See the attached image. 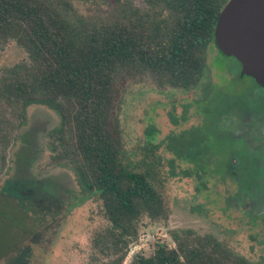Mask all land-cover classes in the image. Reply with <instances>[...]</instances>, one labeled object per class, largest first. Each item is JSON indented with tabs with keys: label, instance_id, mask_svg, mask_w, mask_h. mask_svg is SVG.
<instances>
[{
	"label": "trees",
	"instance_id": "trees-1",
	"mask_svg": "<svg viewBox=\"0 0 264 264\" xmlns=\"http://www.w3.org/2000/svg\"><path fill=\"white\" fill-rule=\"evenodd\" d=\"M142 1L138 6L112 0L105 13L85 16L69 0H0V47L14 41L27 54L0 73V169L26 121L27 107L39 104L54 111L59 121L49 132L52 162L73 170L79 196L99 198L110 224L95 238L106 259L100 264H122L137 237L139 218L158 219L167 211L156 145L141 148L142 156L135 162L124 147L118 115L126 84L149 77L158 87L197 86L207 48L219 52L214 26L229 0ZM242 155L234 145L227 163L230 179L233 160L239 162ZM246 155L252 160L246 153L243 158ZM196 175L203 184L201 179L214 173L205 168ZM262 188L244 186L234 199V206L250 221L264 219V213L247 211L241 198L251 199ZM10 208L18 213L12 204ZM15 234L13 230L12 238ZM170 235L173 247L157 243L151 255L136 254L128 264H264L234 252L210 234L173 229ZM14 248L1 237L0 259Z\"/></svg>",
	"mask_w": 264,
	"mask_h": 264
},
{
	"label": "rangeland",
	"instance_id": "rangeland-1",
	"mask_svg": "<svg viewBox=\"0 0 264 264\" xmlns=\"http://www.w3.org/2000/svg\"><path fill=\"white\" fill-rule=\"evenodd\" d=\"M69 1L78 13L94 16L105 13L112 0ZM130 1L144 5L142 0ZM26 58L10 41L0 47V73ZM238 72L234 58L210 46L195 87H158L149 77L127 82L118 115L124 147L135 162L141 148L156 145L167 211L158 219L139 218L137 237L122 264L136 254L151 255L157 243L173 247V229L210 234L251 261L264 262V219L250 221L234 206L244 186L264 185V93L252 79H238ZM26 114L0 169V238L15 244L0 264L102 263L106 259L95 238L110 225L102 201L80 197L73 170L52 162L49 132L58 124V115L39 104L28 106ZM234 145L243 155L239 162L233 160L230 179L227 163ZM245 153L252 160L243 158ZM205 168L214 175L200 184L196 174ZM241 201H246L247 211L264 213V188L251 199L243 195ZM13 230L17 237L12 238ZM6 246L1 247L3 253Z\"/></svg>",
	"mask_w": 264,
	"mask_h": 264
},
{
	"label": "water",
	"instance_id": "water-1",
	"mask_svg": "<svg viewBox=\"0 0 264 264\" xmlns=\"http://www.w3.org/2000/svg\"><path fill=\"white\" fill-rule=\"evenodd\" d=\"M214 43L238 61L239 77L264 87V0H229L216 19Z\"/></svg>",
	"mask_w": 264,
	"mask_h": 264
},
{
	"label": "flooded vegetation",
	"instance_id": "flooded-vegetation-1",
	"mask_svg": "<svg viewBox=\"0 0 264 264\" xmlns=\"http://www.w3.org/2000/svg\"><path fill=\"white\" fill-rule=\"evenodd\" d=\"M238 77V79H240L241 81H243V79H245L246 77H239V76H237ZM257 88L259 89V91H262V92H264V87H259V86H257Z\"/></svg>",
	"mask_w": 264,
	"mask_h": 264
}]
</instances>
